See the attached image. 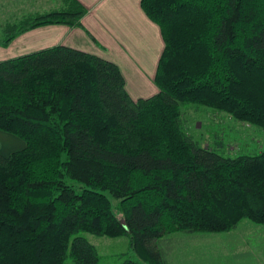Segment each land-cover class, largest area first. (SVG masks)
Listing matches in <instances>:
<instances>
[{
  "label": "trees",
  "instance_id": "obj_1",
  "mask_svg": "<svg viewBox=\"0 0 264 264\" xmlns=\"http://www.w3.org/2000/svg\"><path fill=\"white\" fill-rule=\"evenodd\" d=\"M0 24L7 45L42 25H80L77 0ZM160 30L158 91L132 99L118 66L59 45L0 61V264H97L84 234L126 237L124 264H166L173 231L264 225V149L202 146L181 104L264 130V0H139ZM109 193L115 200L113 205ZM133 258V259H132Z\"/></svg>",
  "mask_w": 264,
  "mask_h": 264
},
{
  "label": "crops",
  "instance_id": "obj_2",
  "mask_svg": "<svg viewBox=\"0 0 264 264\" xmlns=\"http://www.w3.org/2000/svg\"><path fill=\"white\" fill-rule=\"evenodd\" d=\"M77 1L86 10L80 25L38 26L17 34L7 45L0 44V50L12 53L8 58H13L48 47L69 46L115 63L132 99L155 94L158 88L153 78L163 41L159 27L141 10L139 0ZM61 7V0H0V18L4 22ZM23 147L21 139L0 130L1 154Z\"/></svg>",
  "mask_w": 264,
  "mask_h": 264
},
{
  "label": "rangeland",
  "instance_id": "obj_3",
  "mask_svg": "<svg viewBox=\"0 0 264 264\" xmlns=\"http://www.w3.org/2000/svg\"><path fill=\"white\" fill-rule=\"evenodd\" d=\"M2 22L0 18V24ZM1 39L0 33V42ZM11 54L0 50V58H8ZM180 109L184 129L204 147H212L214 136L219 135L230 154L264 149V130L256 126L234 121L225 112L203 106L181 104ZM106 195L116 205L117 200L109 193ZM84 235L97 250V264H124L128 254L136 259L126 237ZM150 244L161 251L166 264H264V225L248 220L218 233L173 231ZM65 264L74 263L67 259Z\"/></svg>",
  "mask_w": 264,
  "mask_h": 264
}]
</instances>
